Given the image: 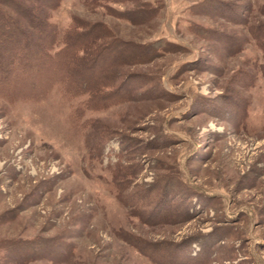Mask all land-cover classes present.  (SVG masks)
<instances>
[{"label": "rangeland", "instance_id": "rangeland-1", "mask_svg": "<svg viewBox=\"0 0 264 264\" xmlns=\"http://www.w3.org/2000/svg\"><path fill=\"white\" fill-rule=\"evenodd\" d=\"M49 14L109 30L128 55L167 46L121 68L98 110L0 85V264H264V0H60Z\"/></svg>", "mask_w": 264, "mask_h": 264}, {"label": "trees", "instance_id": "trees-1", "mask_svg": "<svg viewBox=\"0 0 264 264\" xmlns=\"http://www.w3.org/2000/svg\"><path fill=\"white\" fill-rule=\"evenodd\" d=\"M11 1L15 0L0 1V85L13 98L21 93L17 85L22 91L27 88L24 95L32 99L44 98L55 87H59L68 97L88 95L86 109L98 110L103 106L102 103L106 106L107 101L111 99L109 91L113 84L116 85L125 79L122 76L124 66L129 63L147 62L157 57V52L160 54L161 50L165 49L166 43L163 41H158L151 47L130 45V50L139 51V54L129 52L128 55L121 40L108 36L109 30H103L100 34H89L76 18L69 28L59 30L50 21L49 11L55 9L60 0H34L40 7L36 18L26 15L23 9H16ZM92 1L96 6L101 0ZM3 5L19 13L32 31H24L25 29L11 19ZM106 7L114 13L110 6ZM120 15L128 17L126 14ZM148 17V14L144 13L141 19L147 20ZM109 37L110 42L107 41ZM101 38L105 41L100 42ZM108 45L113 51L112 61L96 70L97 64L108 50ZM29 54H34L35 58L26 59ZM35 73L45 74L41 82L43 85L38 90L33 88L30 80Z\"/></svg>", "mask_w": 264, "mask_h": 264}]
</instances>
